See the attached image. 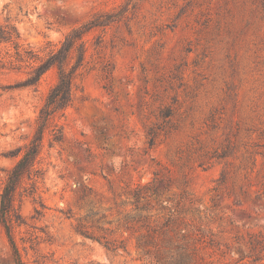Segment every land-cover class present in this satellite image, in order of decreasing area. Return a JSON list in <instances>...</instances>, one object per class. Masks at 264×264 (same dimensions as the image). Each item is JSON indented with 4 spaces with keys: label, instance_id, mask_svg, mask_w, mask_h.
I'll list each match as a JSON object with an SVG mask.
<instances>
[{
    "label": "rangeland",
    "instance_id": "obj_1",
    "mask_svg": "<svg viewBox=\"0 0 264 264\" xmlns=\"http://www.w3.org/2000/svg\"><path fill=\"white\" fill-rule=\"evenodd\" d=\"M99 13L60 141L45 135L36 193L16 194L20 264H264V0H0L36 50ZM25 76L0 71V193L56 82Z\"/></svg>",
    "mask_w": 264,
    "mask_h": 264
},
{
    "label": "trees",
    "instance_id": "obj_2",
    "mask_svg": "<svg viewBox=\"0 0 264 264\" xmlns=\"http://www.w3.org/2000/svg\"><path fill=\"white\" fill-rule=\"evenodd\" d=\"M111 17V13L96 14L87 22L72 29L57 47H51V44L48 43L44 50H36L29 44H25L14 26H0V46L4 47V50H0V71H26V76L21 81L20 88L37 89L45 74L52 70L56 73V82L49 89L38 110L33 135L22 149L16 163L8 170L0 193V227L5 232L15 264L21 263L18 245L13 235L14 225L19 223L15 222V219H20L15 204L16 194L25 181L30 182L27 195L33 197L36 193L37 181L41 177L39 163L44 137L49 133L57 142L60 141L55 131L60 130V121L65 117V111L72 101L74 80L78 70L84 64L86 52L84 37L92 29L101 26L105 22H101L103 19L109 20ZM143 190L142 188H136L131 191L132 204L137 211L147 207V198L143 196ZM150 191L156 199L161 196V192L156 186H153ZM142 201H145V203ZM146 229L148 235L156 230L148 226ZM76 231L85 238L96 240L83 231L82 226H78ZM104 247L109 250L125 251L122 243L111 244L105 242ZM136 249L142 253V258L151 256L152 251H154L157 254L156 259L162 262L158 248L151 250L137 244Z\"/></svg>",
    "mask_w": 264,
    "mask_h": 264
}]
</instances>
